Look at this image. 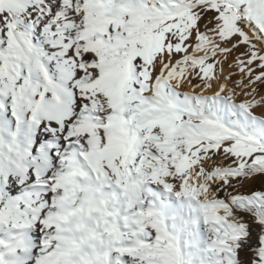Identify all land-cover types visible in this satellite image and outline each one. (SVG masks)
Wrapping results in <instances>:
<instances>
[{"label":"snow or ice","instance_id":"snow-or-ice-1","mask_svg":"<svg viewBox=\"0 0 264 264\" xmlns=\"http://www.w3.org/2000/svg\"><path fill=\"white\" fill-rule=\"evenodd\" d=\"M0 264H264V0H0Z\"/></svg>","mask_w":264,"mask_h":264}]
</instances>
